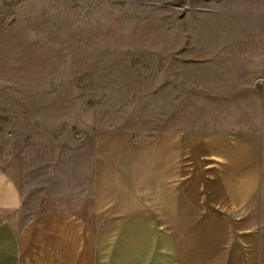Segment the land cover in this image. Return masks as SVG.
<instances>
[{
  "label": "crops",
  "instance_id": "obj_1",
  "mask_svg": "<svg viewBox=\"0 0 264 264\" xmlns=\"http://www.w3.org/2000/svg\"><path fill=\"white\" fill-rule=\"evenodd\" d=\"M238 1L250 8L209 0L206 20L187 29L194 48L174 54L162 85L173 127L99 125L84 130L82 153H37L41 209L0 165V264H264V0ZM200 68L236 80L202 82ZM244 87L258 130L188 129L205 124L188 110L216 109ZM200 90L210 105L191 97Z\"/></svg>",
  "mask_w": 264,
  "mask_h": 264
},
{
  "label": "rangeland",
  "instance_id": "obj_2",
  "mask_svg": "<svg viewBox=\"0 0 264 264\" xmlns=\"http://www.w3.org/2000/svg\"><path fill=\"white\" fill-rule=\"evenodd\" d=\"M208 1L0 0V165L16 179L29 208H44L34 190L42 168L37 153H82L84 130L99 125L173 127L178 111L164 108L163 81L178 68L174 54L194 48L187 29L206 20L199 9L208 8ZM238 3L213 4L250 8ZM215 73L200 68L196 75L202 82L236 80ZM230 95L213 104L216 109L188 110L205 123L188 129L258 130L261 111L250 88L235 99ZM191 97L210 105L202 90ZM83 209L76 202L75 210Z\"/></svg>",
  "mask_w": 264,
  "mask_h": 264
}]
</instances>
